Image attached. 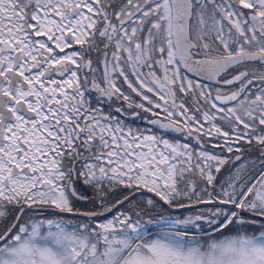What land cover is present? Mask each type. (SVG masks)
Listing matches in <instances>:
<instances>
[{
	"label": "snow or ice",
	"instance_id": "obj_1",
	"mask_svg": "<svg viewBox=\"0 0 264 264\" xmlns=\"http://www.w3.org/2000/svg\"><path fill=\"white\" fill-rule=\"evenodd\" d=\"M0 264H264V0H0Z\"/></svg>",
	"mask_w": 264,
	"mask_h": 264
}]
</instances>
